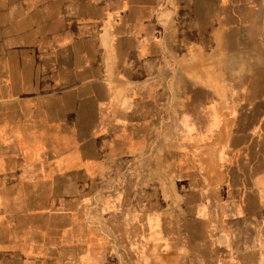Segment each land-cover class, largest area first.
Instances as JSON below:
<instances>
[{
	"label": "crops",
	"instance_id": "1",
	"mask_svg": "<svg viewBox=\"0 0 264 264\" xmlns=\"http://www.w3.org/2000/svg\"><path fill=\"white\" fill-rule=\"evenodd\" d=\"M0 264H264V0H0Z\"/></svg>",
	"mask_w": 264,
	"mask_h": 264
}]
</instances>
